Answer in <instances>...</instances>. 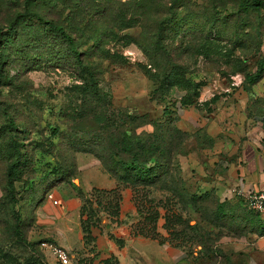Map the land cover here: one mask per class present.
<instances>
[{
	"label": "rangeland",
	"instance_id": "obj_1",
	"mask_svg": "<svg viewBox=\"0 0 264 264\" xmlns=\"http://www.w3.org/2000/svg\"><path fill=\"white\" fill-rule=\"evenodd\" d=\"M24 1L0 0V37H5L0 45L5 57L0 70V264H58L51 251L41 246V242L52 239L38 233L34 227L36 218L44 217L46 212L38 210L36 214L35 202L30 201L31 194L35 192V200L41 196L52 203L55 200L57 204L52 206L56 208L49 210L50 214H55L62 197L74 195V187L88 186L93 171L96 168L104 170V167L92 152V143L99 142L95 134L97 125L92 118L78 116L80 101L73 90V86L78 84L73 74L75 66L62 56L65 47L54 43L43 27L31 21V15L17 17L26 15ZM78 1L84 5L81 11L80 8L77 11L76 22L91 17L92 22H98L96 27L92 26V31L103 29L106 22V26H110L107 16L112 13L111 9L96 13L98 9L92 11L89 0ZM99 1L92 0L94 7ZM108 2L114 7V13L128 14L127 0ZM213 2L220 6L216 12L209 11ZM184 10L202 20L211 15L225 17L232 14L226 18L229 23L224 28L236 30L246 42L235 53L226 52L225 41L218 42L217 49L221 54L234 58L232 63H226L220 56L197 57L188 46L181 45L170 35L172 60L185 68L187 74L184 79L192 87L196 86L195 92L191 93L193 104L182 105L185 92L175 87L164 95L166 90L152 77L154 71L142 52L125 40L108 37L103 41L100 38L102 49L122 59H103L101 53L93 49L89 62L100 66V89L108 95L116 113L128 110L148 115L151 120L159 122L172 118L175 127L185 135L172 175L180 178L182 187L189 193L211 194L196 205L184 207L188 199L177 205L175 209L182 213L185 222L192 226H200L202 222H232L231 218L239 222L247 211L253 212L237 191H252L250 188L244 190L250 166L255 163L257 172L264 169V77L249 90H246L244 79V73L254 72L264 54V12L240 14L238 0H190ZM29 11L39 13L46 21L53 20L63 25L75 39L80 36V32L75 30L77 23H72L68 12L60 8L40 4L29 6ZM164 12L166 8L159 7L156 18L161 20ZM12 20L16 30L25 26V34L17 42L21 51L14 49L17 39L7 34ZM89 30L90 27L83 32L89 34ZM116 33L120 38H136L141 30L136 27ZM81 38L84 40L85 37ZM90 45L80 50L86 51ZM165 108L170 115H163ZM10 121L17 131L2 132ZM54 130L57 133L54 134ZM151 130L145 127L137 129V132ZM15 135L16 140L24 144V157L28 163L19 181L13 183L11 192L7 169L14 155L9 152L8 138ZM56 174L60 176L56 177ZM161 187L160 183L155 191L139 193L138 198H164ZM220 199L227 200L232 209L226 212L224 221L214 218L215 201ZM70 214L64 222H77ZM137 219L134 215L126 222H137ZM54 222H59V219ZM17 224L18 234L15 232ZM233 228L235 230L236 227ZM218 231L215 228L211 236L207 234L206 238H201L204 241L202 246L194 238L188 240L190 234L185 237L188 243L184 252L189 264H264V256L259 253L250 262L240 257H229L228 252L222 249V239L216 234ZM71 264L80 262L71 259Z\"/></svg>",
	"mask_w": 264,
	"mask_h": 264
},
{
	"label": "trees",
	"instance_id": "obj_2",
	"mask_svg": "<svg viewBox=\"0 0 264 264\" xmlns=\"http://www.w3.org/2000/svg\"><path fill=\"white\" fill-rule=\"evenodd\" d=\"M189 1L127 0V5H129L128 15L126 13H114V7L111 6L108 0H100L95 7L92 0H89L92 11L98 9L96 13L105 10V8L112 10V13L107 16L110 19V26L107 27L106 22L103 29L95 28L94 31H92V26L96 27L95 23L98 22H92L91 17L89 20L84 18L76 22L77 11L79 8L81 11L82 5H84V3H79L78 0H25L24 10L26 15L17 16L26 17L31 15L33 19L31 21L39 27H43L47 31L48 37H52L54 43L65 47L62 56L70 59L75 66L73 74L78 81V84L73 86L74 93L80 101L78 106L80 114L78 116L82 119L92 118L97 125L95 134L98 135L99 142L92 143L93 155L103 165V171L109 174L117 183L115 189L110 191L94 190L93 194L89 196L85 195L78 187H74L76 196L81 200L80 222L86 243L91 242V228L97 222H100L101 215H107L113 222H119L122 189H129L133 194L138 217L133 229L135 236L151 239L159 238L157 233L159 219L164 221L163 228L168 233L170 244L179 248H183L190 238L198 240L197 244L202 246L204 245L202 239L206 238L207 234L211 236L210 233L212 232L203 229L201 224L200 226L198 224L190 226L182 218V213L175 209L179 203L185 202V199H188V202L184 207L189 204L196 205L200 199L207 198L210 193L202 196L195 192L189 193L182 187L180 178H177L176 174L172 175V172L175 171L174 167H176L174 164L175 158L185 141V135L175 127L174 119L167 118L165 121L159 122L151 120L148 115H138L128 110H120L116 113L112 109L110 98L100 89V66L89 62V56L93 49L99 51L103 59L116 61V59L121 58L115 53L111 54L102 49L100 38H103V41L108 37L111 40L114 38L123 42L125 40L127 44H134L142 52L148 66L154 71L152 77L166 90L164 95H167L170 88L175 87L177 90L185 92L181 100L182 105L193 104L191 93L195 92L196 86L192 87L189 81L184 79L187 74L185 68L172 60L169 49V46L172 45L170 35L178 39L181 45L188 46L195 56L204 58L220 56L224 57L226 63H232L234 58L229 54L222 55L220 50L217 49L218 42L225 41L227 44L225 46L228 48L226 52L233 51V53L244 47L246 42L240 38L236 30L229 31L224 28L229 23L226 18L232 16V14L225 17L211 15L202 20L185 12L184 9ZM213 3V6L209 9L210 12H216L220 8L217 2ZM40 4L49 5L54 9L60 8L63 12H68L70 21L77 23L75 30L80 32V38L75 39L73 33L68 32L63 25L53 20L46 21L39 13L29 11V6L33 7ZM161 6L166 8V13L164 12L161 20H158L156 13L159 12ZM238 9V12L243 15H248L250 12L260 14L264 12V0H238ZM89 27L91 29L89 30L90 33L85 34L83 31ZM136 27L141 30L136 38L126 36L120 38L116 33ZM8 28L7 34L11 35L12 39L13 37L17 39L14 49L21 51L17 46V42L22 40V36L25 34V26L22 30H16L12 20ZM74 35L77 36V34ZM81 37H85L84 40H80L83 39ZM224 37H226L225 40H223ZM4 39L5 37H0V45ZM89 44L91 45L88 50H80L81 47ZM4 59L5 57L0 51V70ZM263 77L264 54L258 61L254 72L244 73L246 90L260 82ZM163 115H170L167 108L164 109ZM145 127H150L152 130L150 132H137V129ZM9 131H17L12 121L2 129L4 133ZM55 133H57L56 130H54ZM16 138V135L8 138L9 152L12 151L14 155L7 169V180L11 192L14 190L13 183L19 181L23 175V169L28 163V160L24 157V144L17 141ZM167 178H169V181ZM160 183L162 191L165 193L164 198L153 197V200H150L148 196L138 198L139 193L155 191L156 185ZM35 195V192H32L30 198L31 203L35 202L34 209L44 201V196L35 200ZM215 203L214 218L218 221H224L226 212L232 211L231 206L227 201L217 200ZM160 210L164 213L162 214ZM260 216L247 211L246 216H243V220L241 219L239 222H234L235 220L231 218L230 221L232 222L202 223L208 224L211 228L219 229L218 237L222 229L233 232L235 235H241L248 230L257 235H263L264 231L261 227ZM233 227H236L235 230H233ZM15 232L19 233V224L16 225ZM189 234L190 236L187 237ZM185 237L188 240L185 241ZM41 243L54 244L52 240H45ZM160 243L162 244L163 241H160Z\"/></svg>",
	"mask_w": 264,
	"mask_h": 264
},
{
	"label": "crops",
	"instance_id": "obj_3",
	"mask_svg": "<svg viewBox=\"0 0 264 264\" xmlns=\"http://www.w3.org/2000/svg\"><path fill=\"white\" fill-rule=\"evenodd\" d=\"M259 168L262 167L259 165ZM256 169L255 163L254 166L249 167L248 181L244 179L246 181L244 190L250 188L254 192H264V169L258 172ZM89 182L88 186L78 187L88 196L93 194L94 190L110 191L117 186L116 181L100 168L93 171ZM132 195L129 189L121 190L119 222H113L107 215H101L100 222L91 228L92 240L89 243L83 238L79 213L81 200L76 193L62 197L55 214L49 212L51 208H56L52 206L54 204L49 200L42 201L35 207V212L38 214V210H42L46 215L37 217L34 227L38 229V233L50 237L57 247L69 252L70 259L80 264H189L184 247L179 248L170 244L168 233L163 228L164 221L157 223L159 235L157 239L134 235L133 229L137 222H126L128 217L137 215ZM220 201L227 200L220 199ZM69 213L77 219V222H64ZM259 218L264 231V215ZM56 219H59V222H54ZM201 226L208 232L215 229H209L206 223H201ZM216 234L218 235L219 231ZM219 238L222 239V249L226 250L231 258L240 257L250 262L258 253L264 256V233L257 235L248 230L241 235H235L222 229ZM160 241L163 243L161 244Z\"/></svg>",
	"mask_w": 264,
	"mask_h": 264
},
{
	"label": "built area",
	"instance_id": "obj_4",
	"mask_svg": "<svg viewBox=\"0 0 264 264\" xmlns=\"http://www.w3.org/2000/svg\"><path fill=\"white\" fill-rule=\"evenodd\" d=\"M237 193L243 197L250 211L261 216L264 215V193L242 192L240 190ZM49 199H52V196H49ZM53 203L57 204L55 200ZM41 246L51 251L58 264H71L70 256L64 249L48 243H42Z\"/></svg>",
	"mask_w": 264,
	"mask_h": 264
}]
</instances>
